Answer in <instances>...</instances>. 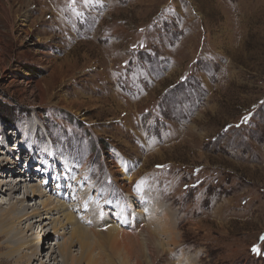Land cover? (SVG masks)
<instances>
[{
    "label": "rangeland",
    "instance_id": "1",
    "mask_svg": "<svg viewBox=\"0 0 264 264\" xmlns=\"http://www.w3.org/2000/svg\"><path fill=\"white\" fill-rule=\"evenodd\" d=\"M1 128L13 176L61 185L75 216L32 264L64 241L73 261L83 245L121 264L107 223L137 251L145 226L167 264H264V0H0ZM77 225L87 240L70 244Z\"/></svg>",
    "mask_w": 264,
    "mask_h": 264
},
{
    "label": "bare ground",
    "instance_id": "2",
    "mask_svg": "<svg viewBox=\"0 0 264 264\" xmlns=\"http://www.w3.org/2000/svg\"><path fill=\"white\" fill-rule=\"evenodd\" d=\"M0 133V147H6L9 142H11V140H17L11 137L12 132H9L8 134V132H5L1 128ZM22 137V142L24 144L26 142V134L24 132H22ZM27 137L28 140L31 141V136L27 135ZM32 140L34 142L35 139L33 138ZM33 146L35 145L33 144ZM15 149L20 153L22 152L23 145L21 144V142H16ZM49 149V152L51 151L50 153L52 155L60 153L58 152L57 147L51 144H49ZM39 152L41 159L44 160L43 163H45L47 166V155L45 153V150L39 149ZM9 154L11 155L12 152L8 149V153L6 155ZM19 166H21V163H19V161L16 159L9 158L8 156L0 158V172L2 173L3 171V175L0 176V198H2L3 196L8 197L7 202L0 201V249L5 245H8L10 248L8 253H0V264H32V260H37L39 257H41L42 252L45 248L44 246L39 245L41 238L49 236L50 232H53L57 236H59L61 234L59 233L60 230H63L67 225L73 226L75 224L74 214L66 210L67 203L65 204L57 199L51 198V192L56 196H62L63 194L61 192V189L63 187L59 184H56L54 190L52 191V187L49 185V183H45L43 185H40L39 183H33V181H36V176L33 172V169L28 167L24 169L23 172L22 170L19 171L21 172V175L14 177V168L16 169V167ZM117 169L118 172L121 171L119 165ZM88 174L89 172L82 167L80 170V174L76 176L77 181H83L88 176ZM120 174L122 177V181L123 179L129 180L128 177H126L122 173ZM88 187L91 188V184ZM123 188H125V184H123ZM16 193H20L21 197H16L15 201H11L15 198L14 195ZM36 197L45 198L41 201L36 202ZM56 212H60L62 219L52 218V215ZM130 213L131 212H128L129 215H131ZM113 214L115 215V217L120 219H117L119 221L118 224H125V215L120 211L119 208L114 210ZM44 220L49 221L47 223H44V225L51 224V227L48 231L43 230L42 227L39 230V233H41V235L38 234L34 238H28L25 234L23 235V233L27 231H31L30 236L33 235L34 229L37 228V226L40 224L43 225ZM22 222H27V225L24 228L21 227ZM162 223L163 222H160V225ZM164 224L165 226H163V228L165 229L167 234L170 233L169 238L172 239L173 231L167 228V225L169 227V225L171 224L166 220ZM74 227L75 228L72 229V233L70 235L71 240L69 241V243H73V240L75 238L80 244H82V242H85V240H87V234L84 232L86 231V227L83 228L81 225H77ZM142 231H144L143 235L146 240L144 244L142 243L144 246L142 245L143 249L140 248V251L136 250L135 241L130 237L129 233H127L126 230L123 231L115 224L107 223L104 226L103 232H96H98V234H107V237L110 239V247L113 251L124 252V257L121 256V264H129V261H131L132 259V264H167L163 252L164 243L160 242L157 244L155 235H153L154 233L152 234L150 232L147 235L148 230L145 228V226ZM55 245L57 252L55 250L51 252L57 253V255L61 257V261H58L56 256L50 254L48 259L46 261H40V264H59V262H61V264H79L82 262L84 264H99L98 258H96L90 252V250L83 245H80L81 252L78 257L79 259H75L74 261L73 259L68 258V250L66 248L68 246L65 244V241L62 244L55 243ZM136 245L138 246V244ZM23 248L31 249L30 253H23ZM140 252H142V256L144 259H141L139 257ZM68 260H71V262L68 263Z\"/></svg>",
    "mask_w": 264,
    "mask_h": 264
}]
</instances>
